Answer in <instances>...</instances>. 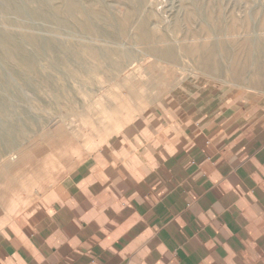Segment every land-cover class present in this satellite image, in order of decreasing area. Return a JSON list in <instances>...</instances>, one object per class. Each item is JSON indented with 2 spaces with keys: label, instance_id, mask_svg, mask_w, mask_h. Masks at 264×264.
Here are the masks:
<instances>
[{
  "label": "rangeland",
  "instance_id": "374dc122",
  "mask_svg": "<svg viewBox=\"0 0 264 264\" xmlns=\"http://www.w3.org/2000/svg\"><path fill=\"white\" fill-rule=\"evenodd\" d=\"M75 3L0 0V233L182 86L264 112V0Z\"/></svg>",
  "mask_w": 264,
  "mask_h": 264
},
{
  "label": "crops",
  "instance_id": "0c3cea01",
  "mask_svg": "<svg viewBox=\"0 0 264 264\" xmlns=\"http://www.w3.org/2000/svg\"><path fill=\"white\" fill-rule=\"evenodd\" d=\"M182 86L0 233V264H264V112Z\"/></svg>",
  "mask_w": 264,
  "mask_h": 264
},
{
  "label": "bare ground",
  "instance_id": "6f19581e",
  "mask_svg": "<svg viewBox=\"0 0 264 264\" xmlns=\"http://www.w3.org/2000/svg\"><path fill=\"white\" fill-rule=\"evenodd\" d=\"M68 4H69V12H72L73 10L77 9V6H76V3H75V0H68ZM46 17V16H45ZM69 18V17H68ZM78 18V17H77ZM99 51V50H98ZM67 54V53H66ZM65 55V54H64ZM69 55V54H68ZM72 55V54H71ZM74 55V54H73ZM22 56L23 58H26L28 57V54H24V52H22ZM67 56V55H65ZM56 59H59L58 56ZM62 60V59H61ZM82 60V59H81ZM60 62V60L58 61V63ZM98 63V62H97ZM60 65H64V64H60ZM65 67V66H64ZM32 76V75H31ZM50 83V82H49ZM50 85V84H49ZM49 87V86H48ZM51 88V87H50Z\"/></svg>",
  "mask_w": 264,
  "mask_h": 264
}]
</instances>
